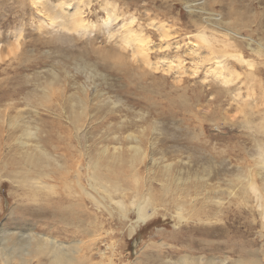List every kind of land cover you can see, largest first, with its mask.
<instances>
[{
	"label": "bare ground",
	"instance_id": "1",
	"mask_svg": "<svg viewBox=\"0 0 264 264\" xmlns=\"http://www.w3.org/2000/svg\"><path fill=\"white\" fill-rule=\"evenodd\" d=\"M209 1L221 3L222 0H184L189 11L198 10L200 21L204 23V26H198L195 34L200 44L190 50L196 53L192 73L197 74L199 66L203 63L209 64L206 68L203 66L205 69L201 82H208L209 91L212 93H222L227 104L225 108L233 107L242 112L238 125L251 136L255 146V150L251 154L248 153L249 158L242 156L244 149H239L236 159L231 161L232 170L224 167L217 171V174L220 173L221 178L230 184L225 195L223 188L219 189V186H214L213 182L209 181L214 171L210 157L206 158L207 164L200 169H191V172L185 168L175 170L173 162L167 161L164 154L160 157H155L157 154L154 156V150L157 149H154L153 141L147 140V144L143 142L147 137L145 126L141 127L140 136L128 132L123 135L125 144L120 140L119 144H111L110 148L101 146L99 149H91L92 144L86 131L99 117L95 114L97 115L106 99L102 98L104 93L100 92L97 84H92L93 76L96 73L100 76L96 64L79 56L73 61V70L67 69L64 64L61 68L50 66L44 68L43 72L39 73V70L36 73V88L28 91L24 102L28 109L26 114L20 111L21 106L14 104L13 98L4 103L3 109L0 108V185L4 180L10 181L11 186L18 191L16 196H19L16 198V205L8 214L12 223L0 225V264H118L117 262L121 261L119 243L114 242L112 238H104L107 230L103 214L109 219H117L131 238L142 223L158 214L160 210L165 211H162L165 215L170 214L174 227H180L183 224L187 226L188 222H216L221 218L220 213L225 205L241 200L242 204H249L248 209L256 213L261 226L264 227V84L260 78L255 79V73L251 70L254 62L244 56L243 46L239 43L246 39L250 53L264 62V39L254 40V44L249 41L250 33H255V29L249 27V22L245 21L248 15L244 16L243 12H240L241 8L234 9L233 5H226L229 6V14L214 10V6L203 8V3L208 4ZM102 5L107 14L101 18V25H108L121 15L117 11L116 3L106 1ZM83 9L78 3L73 13L61 21L60 28L81 36L93 31L96 23L93 24V21L85 18ZM243 9L245 8L242 7ZM251 9L249 5L245 10L249 14H256ZM235 15L240 17V21L233 22L229 19ZM260 15L264 16V6ZM57 16L55 13L52 17L48 16L50 24ZM133 20V15L122 17L119 27L108 31L109 37L116 35L117 31L120 37L117 43L118 51L111 50L110 53L106 51L102 54L103 57L111 59L108 64L116 67L129 66L123 51L131 46L129 59L139 61L136 66L132 65L133 75L174 70L177 74L175 79L181 81L179 75L182 74V59L176 57V60L168 58L170 60L152 61L148 35L142 33L140 23L136 22L137 27L133 26ZM258 23L256 31L260 30L264 34L263 21ZM156 26L158 35L167 37L168 30H164L165 26ZM243 28L248 32L242 34L240 30ZM201 44L206 50V56L196 51ZM228 47L236 48L234 52H229ZM162 65L165 68H161ZM239 68H242L241 77ZM74 73L82 74L84 81L75 79ZM254 83L258 85L259 95L252 92ZM213 85L219 87L214 89ZM196 91L194 90L196 101H199L200 95L197 92L200 90ZM183 101L185 103L186 99ZM9 107L20 110L8 113ZM144 115H141V119ZM118 124L120 127L121 123ZM66 125L70 126V133L65 132ZM150 130L157 132L158 128L154 124ZM114 138H118L117 135ZM194 150L199 153L202 149ZM159 163L162 164L161 170H157ZM59 187L64 196L61 195L62 191H58ZM27 198L33 205L29 209L22 208L17 203ZM39 225L45 228L39 229ZM210 229L199 227L203 232H211ZM214 231L218 233L217 229L213 228L212 232ZM203 241L201 244V241L197 243L191 239L190 249L198 244L202 246L201 250L207 249L210 254L201 250V254L185 252L176 260L170 261L171 263L169 260L172 258L163 259L155 253L156 250L154 253L145 252L146 246L150 245L147 243L139 247L136 252L139 253L136 254L138 256L133 258L135 262L130 264H256L254 258L247 261L245 254L250 248L244 243ZM184 247H187L186 244ZM229 252L236 255L232 257ZM249 254L251 257L254 255ZM120 264L129 263L123 261Z\"/></svg>",
	"mask_w": 264,
	"mask_h": 264
},
{
	"label": "rangeland",
	"instance_id": "2",
	"mask_svg": "<svg viewBox=\"0 0 264 264\" xmlns=\"http://www.w3.org/2000/svg\"><path fill=\"white\" fill-rule=\"evenodd\" d=\"M106 1L116 3L118 6L117 11L121 15L108 25H101V18L107 14L105 13L107 10L102 5ZM259 1L232 0L231 2V0H222L221 3L209 1L212 5L203 3L202 7L206 9L214 6V10L227 12L228 14L230 12L228 10L229 6L226 7V5H233L234 9L241 8L240 12L242 11L244 16L248 15L245 21L249 22L251 29H255V33H250L251 38L249 39L253 43L254 40L264 39V34L260 30L256 31L258 22L263 21L264 23V16L260 15L264 0H261L262 3ZM78 3L84 8L85 18L97 25H95L96 28L92 29L93 31L87 32L82 36L77 35L78 33L65 31L59 26L65 17L73 13L74 7ZM249 5L250 9L252 8L256 14H249L245 10ZM242 7L245 9L242 10ZM53 13L58 16L50 24L51 20H49V17H52ZM129 15H133L135 19L132 25L137 27V23H140L143 28L142 33L145 32V36L148 35L147 40H149L150 44H148L151 48L149 55L152 61L176 60V57L179 60L182 59L180 65L182 74L179 75L181 81L175 79L177 74L174 70L169 72L151 70L153 74L141 75L142 77L133 75L131 73L132 65L136 66L139 61L129 59L128 55H130L131 46H128L127 50L123 51L125 54L124 58L126 57V61L130 63L129 66L116 67L108 64V61L111 63V59L103 57L102 54L106 51L110 53L111 50L118 51L117 43L120 38L117 35L119 34L118 31V33L114 32L116 35L112 37L107 35L108 31L116 30L119 27L121 18ZM229 19L236 22L240 17L235 15ZM200 20L201 17L198 10L189 11L184 0H0V98H3L0 99V108L2 107L1 109H3L4 103L13 98L14 104L22 108L20 110L9 107L8 113L20 110L26 114L28 109L24 102H26V97L29 94L28 91L31 92L36 88V73L39 70V73H41L45 70L44 68L50 66L61 68L64 64L67 69L73 70V61L78 59L79 56H83L87 61L96 64L100 76L96 73L97 75L93 76L94 82L92 84H97L98 89L100 88L99 90H101L100 92L104 93L102 98L105 97L104 99H106L105 104L98 110L97 115L95 114V116L99 117L94 116L97 119L91 123L86 131L88 132L87 136L90 144H92L91 149H99L101 146L110 148L113 144H119L121 141L123 143L124 140L122 139L124 138L122 136L128 133L140 136V129L145 126L147 137L143 142L147 144V140L153 141L155 144L154 149H157L154 150V156L157 154L155 157H160L161 154H164V158L167 161L171 160L173 162L175 170L177 168H185V170L188 169L191 172L194 169H200L204 167V164H207L208 160L206 158L210 157L209 161H211L210 163L215 173L213 171L214 174H211L209 181H212L214 186H219V189L223 188L225 195L230 184H227L221 178L222 175L220 173L217 174V171L224 167L227 170H232L231 161L234 158L236 159L239 149H244L242 156L248 157V153L251 154L255 150V146L251 136L238 125V121L243 115L242 112L233 107L231 109L225 108L227 104H225V97L222 93L218 95L212 93L209 91L208 82H201L204 77L203 70L209 64L207 65V62L203 63V65L199 66L197 74L192 73L193 60L196 53H192L190 50L195 49L197 44H200L195 36L198 26H204V23ZM150 22H153L155 26ZM159 24H162L163 27L165 26L164 30H168L167 37L158 35L159 31L156 25ZM240 31L242 34L248 32L246 28ZM246 42H248L246 39L242 40V43L239 42L243 46V54L249 58L248 60L252 59L251 61L254 62L253 67L255 68L252 67L251 70L255 73V79L260 78L264 84V62L260 57L258 58L250 53L247 49L249 45ZM135 44L137 43L135 42ZM200 47H197L196 51L200 55L206 56L207 53L203 44ZM235 48L228 47L227 50L234 52ZM161 68H165L164 65ZM241 69L239 68L240 71L238 70V72H241ZM239 76H242V72ZM74 78L84 81V76L79 73L75 74ZM217 86L219 87V85H213L214 89H217ZM257 86L256 83L253 84L252 92L259 95ZM194 90H200L199 92L196 91L200 95L199 101H196ZM3 92L6 95H3ZM183 99H186L185 103ZM142 112L145 114L143 119H141ZM118 122L121 123L120 127H118ZM152 124H155L158 128L157 132L150 130V127L153 126ZM65 128V132L70 133V126L66 125ZM115 135L118 138H114ZM194 149L202 150L198 153ZM161 166L162 164L159 163L157 170H161ZM141 169L143 172V167ZM262 176L264 177V170ZM156 183L155 181V187L157 186ZM58 191H62L60 187ZM17 193L18 191L11 186L8 180H4L0 185V225L6 222L7 224L12 223L8 219V214L16 205V198L19 197L16 196ZM61 195H63V191ZM17 203L22 208L29 209L33 207L29 198L24 201H17ZM89 207L91 208V205ZM248 208L250 209L249 204H242L241 200L238 203L231 202L225 205L220 213V221L203 224L188 222L187 226L183 224L180 227H174V221L170 214L166 213L165 215L163 213L165 211L160 210L158 214L149 219L150 221L147 220L142 223L138 227L137 233L134 234L135 236L131 238L127 235L125 227L121 226L117 219H109L107 215L103 214L105 230H107V233H104V238H112L114 242L119 243L118 252H120L121 261H118V264L123 261L130 264L138 256L136 254L139 253L136 252L139 247L147 243L150 245L146 246L147 250L145 252L154 253L156 250L155 253L161 255L163 259L172 258L169 263L185 252H191L192 254L205 252L210 254L207 249H204L205 251L201 250L202 248L200 247L202 246L198 244L197 246L194 245L191 250V239H194L197 243L201 241V244H203V240H212L218 243L223 240L233 244L244 243L246 247L250 248L245 254L247 261L254 258L256 264H259V262L264 264V227L261 226L260 218L256 213H253ZM96 213L99 214L98 210H96ZM131 214V217H133V213ZM14 215L16 214L14 213ZM201 226L204 230L211 228V232L199 230ZM38 228L45 227L39 225ZM213 228L217 229L218 233L212 232ZM223 228L224 230H221ZM187 234L190 236L188 237ZM198 235L200 239L197 238ZM176 236L178 237L177 239ZM185 244L187 247H184ZM249 253H254V255L257 253V255L251 257ZM231 255L234 257L236 254L231 253Z\"/></svg>",
	"mask_w": 264,
	"mask_h": 264
}]
</instances>
